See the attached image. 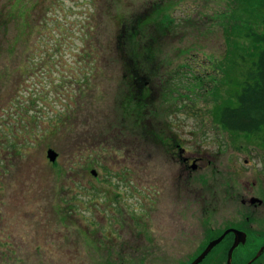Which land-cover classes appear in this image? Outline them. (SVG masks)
<instances>
[{
    "label": "rangeland",
    "instance_id": "1",
    "mask_svg": "<svg viewBox=\"0 0 264 264\" xmlns=\"http://www.w3.org/2000/svg\"><path fill=\"white\" fill-rule=\"evenodd\" d=\"M263 4L0 0V264H183L193 257L131 251L146 244L138 242L145 234L185 230L165 217L158 186L167 169L163 153L121 121L128 103L123 58L132 53L158 110L159 92L174 89L175 111L157 113L150 124L164 123L195 149L216 155L218 184L248 158L238 145L264 148V129L230 134L215 117L241 86L253 55L244 34L262 29ZM219 56L234 65L225 62L229 73L218 88L201 94L199 87L204 92L211 83V58L218 66ZM194 73L206 75L204 82ZM230 139L236 144L226 146ZM48 149L57 153L53 163ZM240 213L239 203L229 212L219 208L215 228ZM187 219L201 232V210Z\"/></svg>",
    "mask_w": 264,
    "mask_h": 264
},
{
    "label": "flooded vegetation",
    "instance_id": "2",
    "mask_svg": "<svg viewBox=\"0 0 264 264\" xmlns=\"http://www.w3.org/2000/svg\"><path fill=\"white\" fill-rule=\"evenodd\" d=\"M159 138L162 142L160 150L167 164L166 175L159 178L158 185L162 194L166 195L165 217L169 219L171 227L177 228L180 224L185 235L179 236L173 229L168 234L158 232L156 237L145 234L137 236L139 243H146L144 246L132 248L127 245V249L132 248L134 253L139 249L147 253L184 251L196 255L183 263L190 264L211 241L225 231L233 230L242 234L240 239L244 237V242L233 249L230 264H264V148L248 149L245 144L238 145L249 159L243 160V166L236 165V162L231 165L221 182L216 184V155L195 149L179 134H164ZM234 140H227L229 143L225 145H232ZM189 200L192 208L188 207ZM237 203L241 213L234 216L228 214L223 227L215 228L213 218L218 209L224 208L229 212L231 205ZM193 209L201 210L203 215L201 232L196 229L195 223L186 221L195 212ZM234 238L233 232L227 233L206 257L210 258L208 264H227Z\"/></svg>",
    "mask_w": 264,
    "mask_h": 264
},
{
    "label": "trees",
    "instance_id": "3",
    "mask_svg": "<svg viewBox=\"0 0 264 264\" xmlns=\"http://www.w3.org/2000/svg\"><path fill=\"white\" fill-rule=\"evenodd\" d=\"M260 18L262 29L260 31H256V29H246V34H244V38L248 39L252 46L251 52L253 55L249 60L248 68L242 73L241 86L233 95L232 104L216 108L215 111L217 123L230 134L258 135L264 129V4L262 5ZM142 24L144 23L142 22ZM145 25L143 27H145ZM134 32L135 29L133 33ZM144 49V52L150 53L149 56H151L153 50H151L150 47H145ZM130 54L131 57L128 56V58H123L128 80V92L123 100L126 99L128 103L126 105L122 103L121 105V121L128 123V130H133L134 132L136 130L140 131V133L144 134V141L161 149L160 144L162 142L159 136L171 134L172 132L167 130L168 127L164 123H162L164 127L154 128L151 126L149 120H151V117L156 120L157 113H159L158 115L160 117H164L175 111L177 107L175 92L174 89L171 88L167 90L162 89L159 92L161 100H159L158 103H160L163 108H159L158 110L156 101H152L150 94H148L149 82L146 80L145 83L143 78L144 75L139 71L136 64L133 63L137 61H133L132 53L130 52ZM216 60L221 63L215 66V62L213 58H211L213 67L211 83H208L210 86L205 87L204 92L203 88H201L202 86L199 87L201 89V94L205 95L209 91L213 93L215 89L218 88V83L226 76V72L229 73V68L225 65V62L229 61H226L225 58L221 56H219L218 59L216 58ZM222 62H224V65ZM229 65L232 69L234 64L229 62ZM194 75L196 79L194 80L199 82H202L206 76L202 75L199 77L197 73H194ZM160 117H158V119ZM206 261L202 264H205Z\"/></svg>",
    "mask_w": 264,
    "mask_h": 264
},
{
    "label": "water",
    "instance_id": "4",
    "mask_svg": "<svg viewBox=\"0 0 264 264\" xmlns=\"http://www.w3.org/2000/svg\"><path fill=\"white\" fill-rule=\"evenodd\" d=\"M46 157L47 159L50 161V162H55L56 158H57V153H55L53 150L51 149H48L46 151ZM91 174L93 176H96V173L94 171H91ZM229 232H233L234 235H235V238H234V243L227 255V264H230V261H231V254H232V251L233 249L239 244V243H243L244 241V237L242 239L241 238V235L240 232L238 231H233V230H227L225 231L219 238L211 241L207 246L206 248L203 250V252L201 254H199L190 264H201L205 259L206 257L208 256V254L211 252V250L216 246L218 245L223 239L224 237L226 236L227 233ZM241 240V241H240Z\"/></svg>",
    "mask_w": 264,
    "mask_h": 264
}]
</instances>
